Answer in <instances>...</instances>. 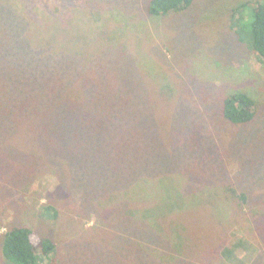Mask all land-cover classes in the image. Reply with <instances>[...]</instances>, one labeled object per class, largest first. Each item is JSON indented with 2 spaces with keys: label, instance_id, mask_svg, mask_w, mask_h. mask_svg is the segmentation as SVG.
Masks as SVG:
<instances>
[{
  "label": "rangeland",
  "instance_id": "obj_1",
  "mask_svg": "<svg viewBox=\"0 0 264 264\" xmlns=\"http://www.w3.org/2000/svg\"><path fill=\"white\" fill-rule=\"evenodd\" d=\"M149 1L0 0V264L13 226L56 264H264V62L232 26L259 0Z\"/></svg>",
  "mask_w": 264,
  "mask_h": 264
},
{
  "label": "trees",
  "instance_id": "obj_2",
  "mask_svg": "<svg viewBox=\"0 0 264 264\" xmlns=\"http://www.w3.org/2000/svg\"><path fill=\"white\" fill-rule=\"evenodd\" d=\"M193 2L194 0H150L148 12L151 15H165L187 9ZM243 23L251 25L249 33L245 32ZM232 26L240 41L248 40L247 46L264 62V0L244 2L234 7ZM254 106L255 100L251 95L236 91L224 99L222 112L224 117L233 123H247L255 115ZM242 196L244 197L243 194ZM46 208L47 211L53 210V215H56L53 206L47 205ZM159 212L160 210L157 215L161 217ZM153 215L156 216L155 213ZM56 248L52 237L43 235L29 226H13L4 233L3 253L14 264H56ZM230 251L232 249L228 252Z\"/></svg>",
  "mask_w": 264,
  "mask_h": 264
}]
</instances>
